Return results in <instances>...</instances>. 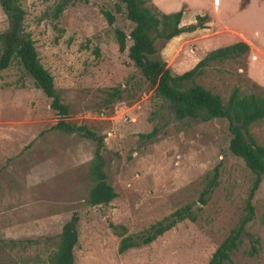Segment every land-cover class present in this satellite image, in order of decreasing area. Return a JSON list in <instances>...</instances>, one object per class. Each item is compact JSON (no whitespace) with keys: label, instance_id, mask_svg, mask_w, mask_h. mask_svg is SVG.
<instances>
[{"label":"rangeland","instance_id":"rangeland-1","mask_svg":"<svg viewBox=\"0 0 264 264\" xmlns=\"http://www.w3.org/2000/svg\"><path fill=\"white\" fill-rule=\"evenodd\" d=\"M157 1L170 7L168 12L154 0H145V5L155 14L181 9L180 25L194 23L195 15L207 17L202 28L173 37L160 49L166 67L179 74L216 49L209 42L215 27L225 33L224 18L216 14L222 15L220 9L232 0ZM57 2L18 0L24 29L68 114L56 116L15 61L0 72V239L35 240L0 248V264H49L60 227L73 212L79 215L75 264H206L237 223L254 180L227 150L226 122L177 121L167 113L128 60L130 42L118 51L115 30L127 34L132 24L116 0H72L54 19ZM104 11L112 15L111 25ZM5 26L0 11V32ZM247 54L210 62L196 83L223 102L234 87L240 94L264 96V84L247 75ZM115 87L121 98L105 106L106 93ZM58 120L104 136V171L116 194L107 206L84 202L93 146L52 131ZM153 128V137H139ZM249 132L264 145V119ZM215 167L217 185L200 205L199 195ZM251 203L254 215L245 230L257 240L256 251L248 254L250 243L243 235L224 264H264L263 181ZM184 206L190 207L193 222L185 219L150 244L118 253L119 237L107 221L134 235Z\"/></svg>","mask_w":264,"mask_h":264},{"label":"trees","instance_id":"trees-1","mask_svg":"<svg viewBox=\"0 0 264 264\" xmlns=\"http://www.w3.org/2000/svg\"><path fill=\"white\" fill-rule=\"evenodd\" d=\"M72 0H58L53 9V18L65 9ZM123 8L124 16L132 27L127 34L115 30V40L118 51L125 50V42H130L126 48V56L133 67L138 70L146 84L152 89L153 95L160 101L167 113L177 121H190L208 123L215 120L226 122L228 132V152L240 159L244 166L254 176L249 193L244 200L241 215L227 236L219 243L211 254L206 264H224L229 261V256L236 249L243 235L247 236L250 243L249 255L255 251L257 240L246 232V226L253 219V206L251 199L258 184L264 182V145H258L249 132V127L264 119V96L255 94H240L237 87L229 93L225 102L196 83L208 64L212 61H222L241 57L248 51V46L243 42L218 47L205 53L188 70L174 73L161 59L160 49L173 37L182 33H191L196 28H202L206 16L195 15V22L180 25L182 10L170 13L155 14L145 5V0H116ZM264 1V0H263ZM247 0L241 1L243 6ZM118 8V7H117ZM6 26L0 32V72L5 70L13 61L21 68L22 73L32 80L34 87L49 100V109L59 117L68 114V107L64 105L53 86L51 75L42 67L34 48V42L24 29V11L18 0H0ZM108 25L113 23L112 15L104 11ZM161 43L157 46L156 42ZM96 54V51H95ZM120 88H112L104 98L105 106L121 98ZM66 135H75L78 138L91 142L93 146L92 157L88 167L90 187L84 200L89 207L107 206L116 196L108 182L104 171L106 152L104 136L85 125L72 124L58 120L50 128ZM156 133V128L151 132L139 135L142 139H149ZM217 168L202 189L198 203L205 204L206 197L217 185ZM193 222L195 217L191 214L190 207L184 206L150 225L142 233L126 235L122 225H113L107 221V227L119 237L118 253H123L130 248L148 245L157 237L173 228L183 220ZM79 215L73 212L61 225L57 235L54 249L48 254L49 264H75L73 249L78 241ZM35 240H4L0 239V248H13L17 244H31Z\"/></svg>","mask_w":264,"mask_h":264},{"label":"crops","instance_id":"crops-1","mask_svg":"<svg viewBox=\"0 0 264 264\" xmlns=\"http://www.w3.org/2000/svg\"><path fill=\"white\" fill-rule=\"evenodd\" d=\"M154 1L159 8L168 12L166 9L170 7L162 8L157 0ZM195 2H197V4L200 3L199 0ZM263 2V0H247L243 6H240L239 0H232L227 3L223 10L220 9L222 15L215 12L217 16H222L224 18L225 22L221 24L225 27V33L219 32V30H217L219 25H217V27H215V32H213V35L209 39L210 44L215 48L230 45L235 42L245 43L249 48L246 64L247 75L259 84H264ZM216 21H218V19H216ZM213 24L216 25L214 21ZM252 49H256L257 52L253 54Z\"/></svg>","mask_w":264,"mask_h":264}]
</instances>
